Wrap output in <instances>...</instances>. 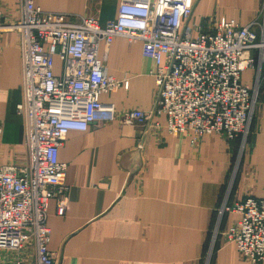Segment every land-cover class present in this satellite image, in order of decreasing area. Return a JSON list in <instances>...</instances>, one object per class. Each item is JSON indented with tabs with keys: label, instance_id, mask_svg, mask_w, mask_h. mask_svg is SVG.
Here are the masks:
<instances>
[{
	"label": "crops",
	"instance_id": "crops-1",
	"mask_svg": "<svg viewBox=\"0 0 264 264\" xmlns=\"http://www.w3.org/2000/svg\"><path fill=\"white\" fill-rule=\"evenodd\" d=\"M21 1L0 0L3 24L19 20ZM34 3L104 25L116 16L119 0ZM214 18L234 20L259 35L264 0H193L188 24L208 27ZM17 39L16 31L0 30V165H21L27 158L24 117L16 110L22 82ZM98 56L110 75L128 82L100 95L101 102L118 112L153 107L154 64L142 56L140 42L114 36L108 45L100 44ZM53 72L61 73L58 58ZM255 76L256 69L247 68L241 81L251 86ZM238 143L228 144L215 133L198 139L173 135L165 117L154 115L144 124H123L118 113L112 122L70 131L58 151L59 161L67 164L66 208L58 215L56 200L50 199L47 209L54 264H251L225 236L239 214L224 212L215 237L212 231L228 186V204L264 196V57L249 133L234 166ZM24 258H33L31 242Z\"/></svg>",
	"mask_w": 264,
	"mask_h": 264
},
{
	"label": "built area",
	"instance_id": "built-area-1",
	"mask_svg": "<svg viewBox=\"0 0 264 264\" xmlns=\"http://www.w3.org/2000/svg\"><path fill=\"white\" fill-rule=\"evenodd\" d=\"M192 10L193 0H119L116 16L100 25L92 17L70 19L22 0L16 23L0 21V30L18 36L22 82L16 110L24 117L27 149L23 164L0 165V256L16 253L0 257V264H54L47 209L50 199L56 200L58 215L66 208L67 164L59 161L58 151L70 131L112 122L118 113L123 124L164 116L170 134L198 139L215 133L228 144L238 140L241 153L257 100L264 27L258 35L225 18L195 27L188 24ZM114 36L140 42L142 56L154 64L156 93L148 111L118 112L99 99L128 85L110 75L98 56L100 44L108 45ZM55 58L61 62L59 75L53 72ZM247 68L256 69L251 86L241 81ZM228 192L229 186L212 234L224 212L239 214L225 231L226 239L251 264H264V196L228 204ZM28 242L31 260L24 258Z\"/></svg>",
	"mask_w": 264,
	"mask_h": 264
},
{
	"label": "rangeland",
	"instance_id": "rangeland-1",
	"mask_svg": "<svg viewBox=\"0 0 264 264\" xmlns=\"http://www.w3.org/2000/svg\"><path fill=\"white\" fill-rule=\"evenodd\" d=\"M236 158L237 159H235V161H234V166H236L237 165V163H238V161H239V158H240V154H238L237 156H236ZM227 187V186H226ZM227 240V239H226ZM232 244V243H231ZM1 255L2 256H0V257H15V255H16V253H11V252H4V253H1Z\"/></svg>",
	"mask_w": 264,
	"mask_h": 264
}]
</instances>
